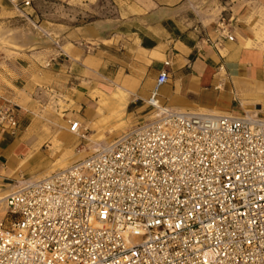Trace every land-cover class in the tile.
Wrapping results in <instances>:
<instances>
[{
  "label": "built area",
  "instance_id": "built-area-1",
  "mask_svg": "<svg viewBox=\"0 0 264 264\" xmlns=\"http://www.w3.org/2000/svg\"><path fill=\"white\" fill-rule=\"evenodd\" d=\"M169 80L160 70L147 118L112 143L16 182L0 264H264V118L162 106ZM18 111L0 103V131L17 133Z\"/></svg>",
  "mask_w": 264,
  "mask_h": 264
},
{
  "label": "crops",
  "instance_id": "crops-1",
  "mask_svg": "<svg viewBox=\"0 0 264 264\" xmlns=\"http://www.w3.org/2000/svg\"><path fill=\"white\" fill-rule=\"evenodd\" d=\"M221 1L0 0V23L15 32L35 27L41 6L50 2L82 7L73 16L76 23L54 24L52 31L59 36L60 45L47 50L49 56L43 62H34L39 52L32 50L28 40L18 38L20 50L11 52L19 55L21 63L8 62L0 71V103L12 101L20 107L17 134L0 131V187L21 161L35 156L47 135L28 129L26 137L37 108L35 76L48 77L51 86L63 78L76 87V80L89 72L105 87L118 79L127 95L122 111L135 116L147 110L145 102L159 71L165 69L170 80L156 97L162 106L231 116L255 112L264 118V0ZM23 2L29 5L24 7ZM221 24L226 30L222 38L218 33ZM164 61L170 62L168 68ZM113 92L107 89L103 94ZM86 101L79 103L81 109L86 106L84 117L78 116L79 124L92 123L94 116L101 118L97 102ZM61 123L62 141L52 143L67 151L70 136L65 120Z\"/></svg>",
  "mask_w": 264,
  "mask_h": 264
},
{
  "label": "rangeland",
  "instance_id": "rangeland-1",
  "mask_svg": "<svg viewBox=\"0 0 264 264\" xmlns=\"http://www.w3.org/2000/svg\"><path fill=\"white\" fill-rule=\"evenodd\" d=\"M225 1L226 0H222L221 2L224 3ZM50 3L51 4L41 6L38 12V21L34 22L35 27L30 25V29L28 30L15 32L11 30V28L0 23V71L3 70L4 65L8 62L21 63L19 55L11 52L13 50H20V48L16 46V39L18 38L19 40L21 38L28 40L30 45L33 44L32 50L34 52H39V55L36 54L35 59H33L36 63L43 62L46 58L45 55L49 56L46 51L51 47L59 48V36L53 34L52 31L54 24L76 23L73 16H75L77 11L82 10L80 9L82 7L69 5L68 3H64L63 6H54L52 2ZM69 8L73 9L72 12ZM224 13L226 12L224 11ZM47 78L46 76H41L40 78L35 76L33 78V82L36 86V97H34V99L37 103V108L31 115V124L26 130V137H28V129L35 131V134L36 132H42L47 135L43 138L38 150L34 151V153L36 152L35 156L30 157L28 161H26V159L21 161L14 173L1 181L2 187H0V189L4 188L6 192L0 193V198L9 193L16 182L21 178L34 179L39 175L44 177L45 174H50L58 170L60 165L62 166L64 163L68 164V160H70V164L76 161V159H71L74 157L76 158L81 153H86L84 156L86 157L94 151L92 147L95 146L97 149L112 143L131 127L137 123L143 122V120L147 118L148 110L141 111L135 116L126 113L125 110L109 118L106 117L107 113L102 119L94 116L90 119L92 123L87 124V121H82L80 123L79 135H84V138H79V136L74 135L73 132L68 131L70 122H78V116L84 117L82 113L86 106L81 109L79 103H81V101L86 103V99H90L92 103L95 104L97 100H99V98L93 99L96 95L98 97L100 95H105L103 93L107 89L115 91L116 87H121L122 85V87H125V85L119 82L118 79H115L113 83H108L111 87H105L104 84L99 81V77L90 72L82 79L76 80L77 87L74 86V84L66 82L63 78L57 80V83L51 86ZM96 91H101L103 93ZM9 102L16 105V103L12 101ZM16 106L19 110L20 107L18 105ZM75 112L76 116L72 117L71 113ZM62 120H65V129L68 132L67 136H70L67 138L68 140L70 139L69 145H67V151L62 146L52 143V140L62 141L59 140L64 136V132L61 129L63 126L61 123ZM57 133H59V135H57L58 137L55 135ZM52 135L55 136L52 138Z\"/></svg>",
  "mask_w": 264,
  "mask_h": 264
},
{
  "label": "bare ground",
  "instance_id": "bare-ground-1",
  "mask_svg": "<svg viewBox=\"0 0 264 264\" xmlns=\"http://www.w3.org/2000/svg\"><path fill=\"white\" fill-rule=\"evenodd\" d=\"M124 89H125L124 87H121V88L116 87L115 91L111 94V96L100 95L98 97L99 100L97 101V106H98L97 114L101 117L100 119L105 117L106 113H107L106 117L109 118V117H113L115 114H119L122 112V110L124 108L125 100L127 98V95H126ZM69 128H70V125H69ZM69 128H68V131L70 132ZM79 132L80 131L77 130L76 132H74V135L79 136V138H84V135H79ZM61 146H63V145H61ZM92 149L96 150V147L94 146V147H92ZM85 154L86 153L79 154L76 158H74V160L76 159V161H77V159L80 160V158L81 159L84 158ZM71 160H73V159H71ZM69 161L70 160H68V164L64 163V164H62V166L60 165L59 169H62L64 167H66L67 165H70ZM48 176H49V174L47 173V174H45L44 177L42 175H39L32 180H36V181L42 180V179L47 178ZM3 198H4V196L0 198V202H2L1 200Z\"/></svg>",
  "mask_w": 264,
  "mask_h": 264
}]
</instances>
